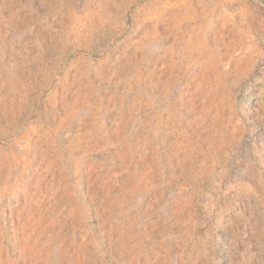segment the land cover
Here are the masks:
<instances>
[{
    "label": "rangeland",
    "instance_id": "rangeland-1",
    "mask_svg": "<svg viewBox=\"0 0 264 264\" xmlns=\"http://www.w3.org/2000/svg\"><path fill=\"white\" fill-rule=\"evenodd\" d=\"M0 264H264V0H0Z\"/></svg>",
    "mask_w": 264,
    "mask_h": 264
}]
</instances>
